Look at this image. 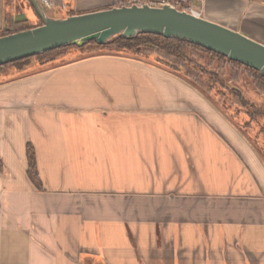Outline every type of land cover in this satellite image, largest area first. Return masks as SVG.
Here are the masks:
<instances>
[{"label":"crops","instance_id":"0c3cea01","mask_svg":"<svg viewBox=\"0 0 264 264\" xmlns=\"http://www.w3.org/2000/svg\"><path fill=\"white\" fill-rule=\"evenodd\" d=\"M49 1L65 19L135 0ZM166 1L264 45L262 0ZM6 13L0 0V33ZM13 14L37 20L25 0ZM29 146L43 189L28 176ZM0 264H264V163L154 60L69 50L5 68Z\"/></svg>","mask_w":264,"mask_h":264},{"label":"water","instance_id":"95a60500","mask_svg":"<svg viewBox=\"0 0 264 264\" xmlns=\"http://www.w3.org/2000/svg\"><path fill=\"white\" fill-rule=\"evenodd\" d=\"M29 1L43 25L1 36L0 67L65 47H83L93 41L103 46L119 36L133 40L150 34L199 46L253 69L264 78L263 44L172 4L162 7L134 4L55 19L39 0Z\"/></svg>","mask_w":264,"mask_h":264},{"label":"trees","instance_id":"16d2710c","mask_svg":"<svg viewBox=\"0 0 264 264\" xmlns=\"http://www.w3.org/2000/svg\"><path fill=\"white\" fill-rule=\"evenodd\" d=\"M6 1V30H4L1 34V36H8L11 34L19 33L22 31H27L34 29L36 27H39L43 25L41 19L37 16V13L35 12L32 4L29 0H25L28 4V6L34 11V13L37 16V20L35 22L32 21H24V22H16L15 16L13 14V4L14 0H5ZM264 2V0H262ZM189 5V4H183ZM111 47H118L121 51L130 54L132 57L142 59V60H154L159 65L163 66L164 68L168 69L171 72L178 73L181 75V71L188 67L190 65L193 69L196 68L200 75L207 76L210 78L218 77L217 74H211L210 72L204 71L199 66L195 65L193 61L189 57L190 51H201L206 53L208 56L212 57L214 56L216 59H221L222 63H229L234 65L237 68L246 69L249 72L254 73L256 80L264 87V78L261 77V75L250 68H247L239 63L232 62L228 60L226 57H223L219 54H216L214 52L205 50L199 46H195L190 43H186L180 40L176 39H166L162 36H156V35H150V34H144L136 37L133 40H126L122 36L116 37L113 40H111L106 45H98L96 42H90L86 44L83 47H77V46H71V47H65L61 49L54 50L52 52L45 53L43 55H39L33 58H28L25 60H21L15 63L8 64L6 66L0 67V81L2 77V71L7 67H15L18 71H23L27 69L32 60H38L40 62H43L47 59H50L52 56L58 55L62 52L69 51L70 49H73L75 51L81 52L82 54L96 52V51H105L110 49ZM184 75V79L193 87H195L197 90H199L202 94H206L203 89L200 87V85L195 84L196 82H199L201 80V76L198 78H194L189 75V70H186ZM224 74H222V87L227 89H232L233 99L236 100L234 102L235 105H239L242 110H237L233 113H244L249 117L250 122H246L244 129L248 130V128L251 126L252 122H256L258 134L256 136L257 139L252 137V140L255 141L259 147V150L262 152V155H264V97L261 100L260 103L255 104L252 102L249 98L244 96L240 91L234 90L230 86H228V82L224 81L223 79ZM232 82L234 81L235 84L239 83V78L237 76L232 77ZM194 80V81H193ZM211 81V80H210ZM217 85V84H216ZM214 86V84H212ZM215 87V86H214ZM211 88H208V91H211ZM264 95V94H263ZM217 105H219L217 103ZM220 107V105H219ZM222 110L229 111L228 109L224 108L222 106ZM263 138V139H261ZM260 140L263 141L262 144H260ZM261 141V142H262ZM27 157H28V163H29V169H28V176L30 180L36 185L38 189H43L42 182L40 180L37 163H36V157L35 152L32 146L28 147L27 151Z\"/></svg>","mask_w":264,"mask_h":264},{"label":"rangeland","instance_id":"374dc122","mask_svg":"<svg viewBox=\"0 0 264 264\" xmlns=\"http://www.w3.org/2000/svg\"><path fill=\"white\" fill-rule=\"evenodd\" d=\"M24 4V2L21 3V7L24 6ZM186 6L188 5H180L178 7L179 10H182ZM21 7L18 9L20 13L22 12ZM48 13L50 16H55L51 11H48ZM66 15L67 14L64 13L59 14L60 17H65ZM218 21L222 23L221 19H219ZM70 51H73V49H70ZM105 51L106 53L119 56H131L130 54L128 55V53L121 51L118 47H111L110 49ZM189 57L195 65L199 66L204 71L210 72L211 74H217L218 77L216 76V79H209L207 76L200 75V72L194 67L192 69L190 65H188V67L184 68L181 71V76L184 77L185 72H187L186 70H189V75L194 78H198L199 76H201V80L199 82H196L195 84L200 85V87L206 93L205 95L203 94L205 96V99L210 103L212 107H214L219 112L223 119H225V121L228 122L234 128V130H236L248 142V144L260 156L261 161L264 163V155H262V152L259 150L257 143L252 140V137L257 139L256 136L260 128L258 127L257 129L258 125L256 124V122H252L248 130L244 129L245 123L250 122L249 117L244 113H233L237 110H242V108L239 105L237 106L234 104L236 100L233 99L232 89L222 87V74H224L223 79L224 81L228 82V86H230L234 90L240 91L244 96L249 98L255 104L261 102L260 98L263 99L264 87L256 80L254 73L249 72L246 69L237 68L227 62L222 63L221 59H216L214 56L210 57L204 52L191 50L189 53ZM32 62H36V60L34 59L32 60ZM234 76H237L239 78L238 84H235L234 81L232 82V77ZM212 84H214L215 87L212 86ZM208 88H211L212 90L208 91ZM217 103L220 105V107L219 105H217ZM222 106L229 111L222 110ZM210 122L214 123V120L210 119ZM215 123V125H219L221 127L220 129H222V126L218 121H215ZM223 131L225 130L223 129ZM261 141L262 140H260L259 142L260 144L263 143V141Z\"/></svg>","mask_w":264,"mask_h":264},{"label":"built area","instance_id":"2783aa9c","mask_svg":"<svg viewBox=\"0 0 264 264\" xmlns=\"http://www.w3.org/2000/svg\"><path fill=\"white\" fill-rule=\"evenodd\" d=\"M41 5L47 10L49 8L52 7V4L49 0H39ZM134 4L135 5H138V6H144L146 4L150 5V6H159V7H162L166 4H170L169 2H167L166 0H163L162 2L160 3H155L153 0H135L134 1ZM133 4V5H134ZM176 7L179 9V7L176 5ZM183 11H186L190 14H193L197 17H200L202 18L203 16V11L195 6H192V5H188L186 6L185 8L182 9Z\"/></svg>","mask_w":264,"mask_h":264}]
</instances>
